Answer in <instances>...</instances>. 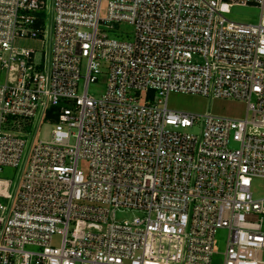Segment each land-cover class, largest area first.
Returning <instances> with one entry per match:
<instances>
[{
	"label": "built area",
	"instance_id": "2783aa9c",
	"mask_svg": "<svg viewBox=\"0 0 264 264\" xmlns=\"http://www.w3.org/2000/svg\"><path fill=\"white\" fill-rule=\"evenodd\" d=\"M233 7L258 22L229 21ZM121 23L131 41L100 31ZM100 77L105 93L89 95ZM172 93L242 102L246 116L173 111ZM4 168L17 182L0 179V264H213L219 230L222 264H264L251 192L264 180V0H0Z\"/></svg>",
	"mask_w": 264,
	"mask_h": 264
},
{
	"label": "rangeland",
	"instance_id": "374dc122",
	"mask_svg": "<svg viewBox=\"0 0 264 264\" xmlns=\"http://www.w3.org/2000/svg\"><path fill=\"white\" fill-rule=\"evenodd\" d=\"M106 2L101 6V17H106ZM260 11L253 7H233L226 17L229 21L245 24H256L258 22ZM101 32L107 33L109 37H112L120 41H131L134 35V28L128 23H121L116 29H109L102 25L100 27ZM26 47L37 49V45L28 42ZM106 91V78L100 77L94 84H90L88 94L94 97L102 96ZM167 106L170 110L194 113L198 115L212 114L216 116H227L244 118L246 116L247 106L242 102L235 100H222L204 98L198 95L172 93L167 99ZM55 128V123H44L38 131L37 140L49 139L50 132ZM192 134L200 132L199 126L187 130ZM79 168L85 173L88 171V164L85 161L79 163ZM1 180H9L12 183L17 182V175L15 170L11 168H4L0 173ZM252 195L255 199H264V180L254 179L251 188ZM5 201L0 199V203ZM142 214L137 211H120L116 213V221H132L136 217H141ZM227 239V231L219 230L215 237V243L213 251V264H222V254L225 250ZM60 240H56L55 244L59 246ZM264 260V252L262 254Z\"/></svg>",
	"mask_w": 264,
	"mask_h": 264
}]
</instances>
